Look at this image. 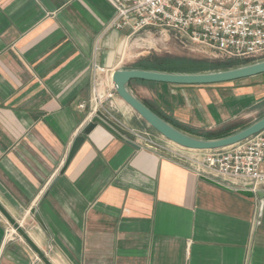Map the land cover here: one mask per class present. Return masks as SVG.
<instances>
[{"label": "crops", "instance_id": "0c3cea01", "mask_svg": "<svg viewBox=\"0 0 264 264\" xmlns=\"http://www.w3.org/2000/svg\"><path fill=\"white\" fill-rule=\"evenodd\" d=\"M114 14L106 0H0V204L51 264H264V199L136 148L79 109L94 80L104 91L113 71L146 56ZM220 85L127 88L200 135L264 99L257 80ZM107 108L142 130L117 95ZM10 227L0 213V264H44L17 232L7 237Z\"/></svg>", "mask_w": 264, "mask_h": 264}, {"label": "built area", "instance_id": "2783aa9c", "mask_svg": "<svg viewBox=\"0 0 264 264\" xmlns=\"http://www.w3.org/2000/svg\"><path fill=\"white\" fill-rule=\"evenodd\" d=\"M114 9L112 25L128 28L131 36L155 29L173 32L181 42L206 47L215 54L241 60H264V0H106ZM99 73L103 68L95 67ZM111 80V74H110ZM116 96L113 84L104 91L94 80L89 114L102 112L112 118L108 106ZM112 120V119H111ZM113 121V120H112ZM139 146L164 151L170 160L194 170L215 183L239 182L236 189L264 192V129L235 145L196 151L168 141L159 145L148 131L134 130ZM168 144V145H167ZM13 228L7 237L16 235Z\"/></svg>", "mask_w": 264, "mask_h": 264}, {"label": "water", "instance_id": "95a60500", "mask_svg": "<svg viewBox=\"0 0 264 264\" xmlns=\"http://www.w3.org/2000/svg\"><path fill=\"white\" fill-rule=\"evenodd\" d=\"M261 74H264V60L232 69L194 74L166 73L138 69L115 70L111 73V82L116 95L124 103H126L151 129L167 141L185 149L206 151L229 147L260 133L264 129V116L251 125L226 137L218 139H203L189 135L163 120L140 100H138L133 94H131L127 88L128 83L132 80H140L172 85H213L236 81ZM91 123H98L110 132L124 136L129 144L138 148V145L135 144V138L132 132L122 127L120 124L112 121L102 112H97ZM80 141L81 138H78L75 141L71 155L76 150ZM238 192L239 194L250 198L254 196L250 190H241ZM256 196L259 199H264V192L258 191L256 192ZM0 213L11 225V227L21 236V238H23V240L34 250L38 258L41 259L44 264H51L46 256L35 246L19 223L8 214L1 204Z\"/></svg>", "mask_w": 264, "mask_h": 264}, {"label": "rangeland", "instance_id": "374dc122", "mask_svg": "<svg viewBox=\"0 0 264 264\" xmlns=\"http://www.w3.org/2000/svg\"><path fill=\"white\" fill-rule=\"evenodd\" d=\"M129 44L132 46V50L134 53L145 54L146 55L145 57H148L151 55H158V56L170 55V56H178V57H184V58L203 60V61H208V62H213V63L226 62L229 60H241L237 58H230L226 56L217 55L212 50L206 47L193 45L188 42H185V43L181 42L178 39V37L173 32H170V31L165 32V31H159L155 29H147V30L138 32L136 34H133ZM145 57H142V58H145ZM232 68H236V67H232ZM232 68H228V69H232ZM252 80H257L259 84H263V88L257 91H258L259 96H262L264 98V75L263 74L236 80V81H231L230 83L228 82L223 83L224 85H220V86H226L227 84H230V85L232 84V87H233L236 85H241L244 83L252 82ZM244 103L245 102L241 104L243 105ZM227 115L229 116V111L226 113V116ZM263 116H264V99H261L256 104H253L252 106H247L243 109H240L238 112H236V116L233 121H229L225 124L216 126V128H213L211 131L218 130L229 124H241V125L245 124L246 126H249L252 123L259 120L260 118H262ZM139 123L140 124H136L135 127L142 129V130L145 129L154 135L158 134L150 127H146V123L144 121L140 120Z\"/></svg>", "mask_w": 264, "mask_h": 264}, {"label": "trees", "instance_id": "16d2710c", "mask_svg": "<svg viewBox=\"0 0 264 264\" xmlns=\"http://www.w3.org/2000/svg\"><path fill=\"white\" fill-rule=\"evenodd\" d=\"M251 63L249 60H229L226 62H208L203 60L184 58L178 56H158L151 55L142 58L137 63L134 64L135 68L147 71H157L166 73H179V74H194L203 72H212L226 70L228 68L242 66ZM140 81V80H138ZM145 82V81H140ZM155 113V112H154ZM157 114V113H156ZM163 120L171 124L173 127L195 137L203 139H218L226 137L235 133L237 130H241L247 127L245 124H229L223 128L215 131H208L203 134H197V131L193 128L182 126L181 124L173 122L171 119L160 116Z\"/></svg>", "mask_w": 264, "mask_h": 264}]
</instances>
